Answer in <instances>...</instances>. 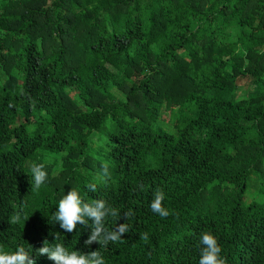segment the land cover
I'll return each mask as SVG.
<instances>
[{
    "label": "trees",
    "instance_id": "1",
    "mask_svg": "<svg viewBox=\"0 0 264 264\" xmlns=\"http://www.w3.org/2000/svg\"><path fill=\"white\" fill-rule=\"evenodd\" d=\"M71 189L132 211L121 242L51 219ZM205 232L225 264H264V0H0V252L199 264Z\"/></svg>",
    "mask_w": 264,
    "mask_h": 264
},
{
    "label": "clouds",
    "instance_id": "2",
    "mask_svg": "<svg viewBox=\"0 0 264 264\" xmlns=\"http://www.w3.org/2000/svg\"><path fill=\"white\" fill-rule=\"evenodd\" d=\"M28 177L30 175V185L33 190L39 189L47 180V172L43 164H32ZM107 165H104V171L101 179L108 176ZM90 191H96L94 184L88 185ZM164 193L157 190L150 204V208L160 217L166 218L170 213L162 205ZM58 208L52 214L51 219L58 221L60 228L65 232L71 233L76 230L77 225L90 228V234L84 241L86 246H91L94 242L100 245L99 248H107L109 243L121 242L125 233L129 232L127 219L133 215L131 210L123 213L124 223H117L121 218V212L107 204L104 199H94L85 202L80 194L71 189L58 202ZM116 218L115 227L111 230L105 227L107 217ZM28 219V218H27ZM20 215L15 214L9 218V223H18ZM142 239L147 240V234H142ZM200 244L203 246L200 251L199 264H225V260L219 254L221 247L217 239L211 233L205 232L200 236ZM37 256H47L54 264H105L103 256L98 250L83 253L80 251L68 252L62 244L50 246L48 241L43 242V246L37 248ZM31 250L24 246H18L16 251L11 253L0 252V264H36V260L30 254Z\"/></svg>",
    "mask_w": 264,
    "mask_h": 264
}]
</instances>
